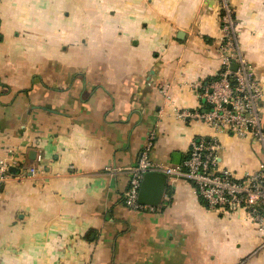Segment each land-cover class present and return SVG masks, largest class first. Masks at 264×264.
<instances>
[{
    "label": "crops",
    "instance_id": "obj_1",
    "mask_svg": "<svg viewBox=\"0 0 264 264\" xmlns=\"http://www.w3.org/2000/svg\"><path fill=\"white\" fill-rule=\"evenodd\" d=\"M222 5L0 0V159L14 160L0 185V264H264V232L210 211L182 179L167 178L155 212L123 202L151 133V158L166 165L200 138H217L240 177L263 161L255 142L176 113L205 107L195 85L217 73ZM228 5L264 81V0Z\"/></svg>",
    "mask_w": 264,
    "mask_h": 264
},
{
    "label": "built area",
    "instance_id": "obj_2",
    "mask_svg": "<svg viewBox=\"0 0 264 264\" xmlns=\"http://www.w3.org/2000/svg\"><path fill=\"white\" fill-rule=\"evenodd\" d=\"M220 29L217 73L207 85H195L205 107L176 113L180 118H190L216 133L255 142L263 161L257 170L247 171L240 177L221 164L223 148L217 138H200L191 142L183 162L166 165L151 158L156 140V135L151 133L137 164L129 170L123 202L135 211L155 212L156 207L140 203V190L146 174L163 173L169 179L188 182L210 211L235 210L245 214L264 232V81L240 53L236 19L228 0H223ZM235 65L237 69L233 68ZM37 160L41 162L42 155H38ZM13 163V159H0V185L13 177L10 172ZM38 171L36 167H30L28 176L35 177Z\"/></svg>",
    "mask_w": 264,
    "mask_h": 264
},
{
    "label": "water",
    "instance_id": "obj_3",
    "mask_svg": "<svg viewBox=\"0 0 264 264\" xmlns=\"http://www.w3.org/2000/svg\"><path fill=\"white\" fill-rule=\"evenodd\" d=\"M233 68L237 69V66L235 65ZM166 187L167 177L163 173L146 174L140 190V203L154 207L160 206L165 196Z\"/></svg>",
    "mask_w": 264,
    "mask_h": 264
}]
</instances>
